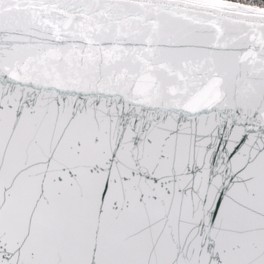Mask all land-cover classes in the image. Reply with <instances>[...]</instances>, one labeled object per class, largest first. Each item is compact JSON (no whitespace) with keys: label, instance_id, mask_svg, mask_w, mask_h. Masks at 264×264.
<instances>
[{"label":"snow or ice","instance_id":"6c2138e0","mask_svg":"<svg viewBox=\"0 0 264 264\" xmlns=\"http://www.w3.org/2000/svg\"><path fill=\"white\" fill-rule=\"evenodd\" d=\"M0 264H264V0H0Z\"/></svg>","mask_w":264,"mask_h":264}]
</instances>
